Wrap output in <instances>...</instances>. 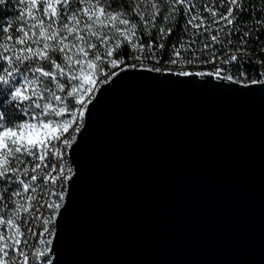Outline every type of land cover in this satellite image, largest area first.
I'll return each instance as SVG.
<instances>
[{"label":"water","instance_id":"obj_1","mask_svg":"<svg viewBox=\"0 0 264 264\" xmlns=\"http://www.w3.org/2000/svg\"><path fill=\"white\" fill-rule=\"evenodd\" d=\"M70 159L54 264H264V86L121 74Z\"/></svg>","mask_w":264,"mask_h":264},{"label":"snow or ice","instance_id":"obj_2","mask_svg":"<svg viewBox=\"0 0 264 264\" xmlns=\"http://www.w3.org/2000/svg\"><path fill=\"white\" fill-rule=\"evenodd\" d=\"M0 6V264H54L70 150L102 86L135 72L264 86V0Z\"/></svg>","mask_w":264,"mask_h":264},{"label":"trees","instance_id":"obj_3","mask_svg":"<svg viewBox=\"0 0 264 264\" xmlns=\"http://www.w3.org/2000/svg\"><path fill=\"white\" fill-rule=\"evenodd\" d=\"M2 7H3V6H0V10H2Z\"/></svg>","mask_w":264,"mask_h":264},{"label":"built area","instance_id":"obj_4","mask_svg":"<svg viewBox=\"0 0 264 264\" xmlns=\"http://www.w3.org/2000/svg\"><path fill=\"white\" fill-rule=\"evenodd\" d=\"M253 78H255V75H253Z\"/></svg>","mask_w":264,"mask_h":264}]
</instances>
